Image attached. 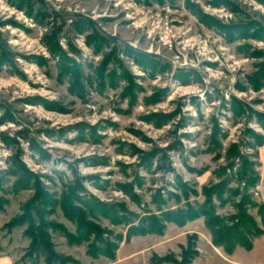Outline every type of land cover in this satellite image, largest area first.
<instances>
[{
    "label": "rangeland",
    "instance_id": "obj_1",
    "mask_svg": "<svg viewBox=\"0 0 264 264\" xmlns=\"http://www.w3.org/2000/svg\"><path fill=\"white\" fill-rule=\"evenodd\" d=\"M69 193L105 204L89 239L117 248L50 226L51 264H191L210 244L264 262V0H0V264H46L22 216L73 234ZM204 203L250 215L254 247L225 252L204 216L128 235Z\"/></svg>",
    "mask_w": 264,
    "mask_h": 264
},
{
    "label": "trees",
    "instance_id": "obj_2",
    "mask_svg": "<svg viewBox=\"0 0 264 264\" xmlns=\"http://www.w3.org/2000/svg\"><path fill=\"white\" fill-rule=\"evenodd\" d=\"M39 197H41V195H39ZM44 200L45 203H49L47 196H45ZM75 202L83 204V202L74 197L73 193L63 195L60 202V208L64 216L73 221L77 226L76 232L73 234L67 232L60 226L54 225L55 227H53L51 224L43 221L40 214L41 211L37 209L36 206L31 208L37 213L35 220L28 217L30 214L29 212L23 213L24 216L22 217L25 218L24 221L29 225L25 233L30 238V244L26 254H41L46 264H51L52 262H67V257L57 253L53 248L48 231L51 226V229H62L63 231L61 232H63L70 243L87 242V253L89 255L95 257V255L102 253L108 257H113V250L117 248L116 244L109 243L105 240L104 242L102 241V246L99 247L95 242H90L89 239V236L92 234L99 235L101 227L91 220L93 217L96 218V216L87 214V211L88 213H90V211H98L99 213L103 211L106 213V208L103 207L105 204L96 200L95 204L89 205L87 210H83L81 205L78 206ZM198 216L205 217V224L210 230L212 242L216 245H221L227 253H231L237 245L246 249H251L252 238L260 233L250 215L244 210L239 213L238 217L231 216L227 218L228 223H226L224 217L217 215L213 207L204 203L198 208L187 206L183 209L163 212L160 217L151 215L146 218L147 225H144L143 221H141L140 225L133 227V231L129 232L128 235L144 233L146 231L160 233L164 227L165 221H172L178 225H183L187 220L194 219ZM107 218L114 220V216L111 213H108ZM100 239L102 240L103 238ZM111 250L113 251L112 253ZM195 254L196 252L193 256ZM191 257H184L182 262H189Z\"/></svg>",
    "mask_w": 264,
    "mask_h": 264
},
{
    "label": "crops",
    "instance_id": "obj_3",
    "mask_svg": "<svg viewBox=\"0 0 264 264\" xmlns=\"http://www.w3.org/2000/svg\"><path fill=\"white\" fill-rule=\"evenodd\" d=\"M193 223L194 221L189 222L185 224L183 227H177L173 224H169L167 226V229H172L174 232H177L179 229L185 228V232L187 231L189 232V229L193 225ZM197 249H198V255L195 258H193L191 264H251L249 261H246L245 259H242L240 257L241 255L240 250L238 251V255L226 254L223 251L216 249L211 244L210 247H206L203 249L200 248V245H198ZM236 249L234 251H236ZM258 264H264V262Z\"/></svg>",
    "mask_w": 264,
    "mask_h": 264
}]
</instances>
